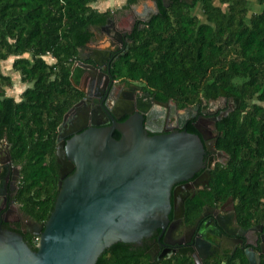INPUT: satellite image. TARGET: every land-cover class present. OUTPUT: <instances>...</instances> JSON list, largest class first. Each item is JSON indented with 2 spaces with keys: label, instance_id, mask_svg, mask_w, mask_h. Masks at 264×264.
<instances>
[{
  "label": "trees",
  "instance_id": "obj_1",
  "mask_svg": "<svg viewBox=\"0 0 264 264\" xmlns=\"http://www.w3.org/2000/svg\"><path fill=\"white\" fill-rule=\"evenodd\" d=\"M97 1L0 0V140L9 144L10 159L18 165L15 199L39 222L48 217L57 194V127L83 95L77 87L82 73L77 61H85L83 48L111 14L109 6L100 9ZM138 1L143 0H124L122 6ZM152 1L157 13L133 26L124 53L109 63L111 76L137 82L178 106L231 99L234 107L216 122L214 143L228 158L210 170L206 188L185 200L184 217L192 221L205 204L231 198L237 225L264 223V0H256L261 7L255 11L248 0ZM10 57L11 70L24 85L16 95L8 92L12 80L2 68ZM186 126L194 131L191 122ZM112 136L119 138V132ZM21 236L36 249L35 236ZM94 264L192 260L176 254L151 261L144 246L115 242ZM203 264L249 263L238 247L217 252Z\"/></svg>",
  "mask_w": 264,
  "mask_h": 264
},
{
  "label": "water",
  "instance_id": "obj_2",
  "mask_svg": "<svg viewBox=\"0 0 264 264\" xmlns=\"http://www.w3.org/2000/svg\"><path fill=\"white\" fill-rule=\"evenodd\" d=\"M152 5L157 12L154 1ZM104 53L105 62L110 53ZM94 55L88 58L95 65L81 60L77 65L96 70L101 64ZM77 87L86 93L81 82ZM132 110L124 112L129 115L122 122L112 117L109 126L88 124L87 116L67 118L70 109L64 114L54 152L59 179L53 208L45 221H34L29 230L37 237L36 249H30L19 233L0 229V264H94L115 242L140 245L157 228L163 233L172 185L203 166L207 144L185 130L147 135L145 111L139 106L133 114ZM6 159L7 150L0 163ZM260 245L264 254V244ZM244 254L249 264H259L260 253L252 247ZM192 259L202 264L195 253Z\"/></svg>",
  "mask_w": 264,
  "mask_h": 264
},
{
  "label": "flooded vegetation",
  "instance_id": "obj_3",
  "mask_svg": "<svg viewBox=\"0 0 264 264\" xmlns=\"http://www.w3.org/2000/svg\"><path fill=\"white\" fill-rule=\"evenodd\" d=\"M153 3V1H152ZM131 10V21L129 28L117 30L114 22L108 19L106 24L97 29V34L103 33L101 40L95 37L94 41L86 45L82 50L83 63L95 65L89 55L96 56L101 64L96 70L93 68H82L79 79L85 94L76 101L67 114V118L75 117L82 119L87 116L90 121L103 123L109 126L114 117L122 122L129 114L124 112L133 109L131 114L139 106L145 111L143 123L147 135L164 134L175 131H187V123L191 122L194 131L206 145L203 156V166L190 178L176 182L172 185L170 201L172 204L168 214L169 221L161 233L157 228L150 236L144 238L139 246H144L151 261H159L176 254L184 255L192 260L195 253L204 260L214 254L224 251H233L236 248L252 247L256 252L262 254L261 243L264 244V223H257L247 228L240 227L235 221L233 200L228 198L220 205L205 204L201 213L192 221H186L184 217V203L200 190L208 186L210 170L217 162L226 160L225 153L215 148V137L217 135L216 122L226 115L234 107L231 99L219 97L212 100H201L198 104L184 107L178 106L171 99H163L155 93L143 90L137 82L118 81L111 76L109 63L112 59L124 53L125 45L130 40L129 34L135 25L146 22L144 18H151L157 12L152 7H144L141 11ZM148 19V20H149ZM147 20V21H148ZM107 29V30H103ZM109 51V56L104 59V51ZM90 80L91 83H90ZM82 100V101H81ZM80 101V102H79ZM146 120V121H145ZM114 129L112 131V134ZM0 140V159H5L6 150L9 159L0 163V229L11 230L20 235H28L30 228H34L33 220L29 217L16 201L18 190L19 170L18 165L13 164L10 159V146ZM223 225V228L217 221ZM39 222V221H38ZM241 237L239 243L236 239Z\"/></svg>",
  "mask_w": 264,
  "mask_h": 264
},
{
  "label": "rangeland",
  "instance_id": "obj_4",
  "mask_svg": "<svg viewBox=\"0 0 264 264\" xmlns=\"http://www.w3.org/2000/svg\"><path fill=\"white\" fill-rule=\"evenodd\" d=\"M99 1H97V2H99ZM145 1L147 2V4L149 6H153L152 2H150L151 0H145ZM142 3H143V1H138L136 4L130 5L131 6L130 8H132L133 10L142 12V8H143ZM249 6H250V11H255L258 8L260 9V7H261L260 5H257L256 0H249ZM99 8L103 9L104 7L99 6ZM109 8L111 10V14H110L109 19H111L112 22H114V27L117 30L129 28V23L131 21V10H129V6L123 7L121 0H118V1L112 0ZM192 12L197 13L199 15V17L201 19H203L202 15L200 14V12L197 9L196 10L194 9ZM103 30H107V29H103ZM102 34L103 33L101 32V34L96 35L98 40H101L103 38ZM12 58L13 57H10L7 61L2 62V68H3V72L6 75H9L11 77V80H12L11 87L7 88L8 92L11 95H16L22 90L24 85L19 81L18 74L11 70L10 64H11ZM47 60L51 61L50 58H48Z\"/></svg>",
  "mask_w": 264,
  "mask_h": 264
},
{
  "label": "crops",
  "instance_id": "obj_5",
  "mask_svg": "<svg viewBox=\"0 0 264 264\" xmlns=\"http://www.w3.org/2000/svg\"><path fill=\"white\" fill-rule=\"evenodd\" d=\"M111 1L112 0H100L99 2H97L98 3V6H101V7H106V6H110V3H111ZM114 1H118V0H114ZM249 1V0H248ZM123 2H124V0H121V3L123 4ZM146 1L145 0H143V3H142V6H143V8L144 7H152V6H149L148 4H147V2L145 3ZM150 2H152V0L150 1Z\"/></svg>",
  "mask_w": 264,
  "mask_h": 264
},
{
  "label": "built area",
  "instance_id": "obj_6",
  "mask_svg": "<svg viewBox=\"0 0 264 264\" xmlns=\"http://www.w3.org/2000/svg\"><path fill=\"white\" fill-rule=\"evenodd\" d=\"M36 237V236H35ZM36 240H37V237H36Z\"/></svg>",
  "mask_w": 264,
  "mask_h": 264
},
{
  "label": "bare ground",
  "instance_id": "obj_7",
  "mask_svg": "<svg viewBox=\"0 0 264 264\" xmlns=\"http://www.w3.org/2000/svg\"><path fill=\"white\" fill-rule=\"evenodd\" d=\"M165 6V5H164ZM205 17V16H204ZM82 58V57H81Z\"/></svg>",
  "mask_w": 264,
  "mask_h": 264
}]
</instances>
